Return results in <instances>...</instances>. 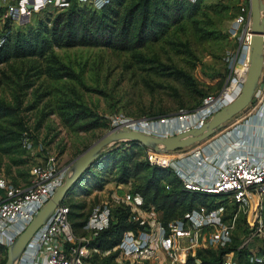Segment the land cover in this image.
I'll use <instances>...</instances> for the list:
<instances>
[{"label": "rangeland", "instance_id": "obj_1", "mask_svg": "<svg viewBox=\"0 0 264 264\" xmlns=\"http://www.w3.org/2000/svg\"><path fill=\"white\" fill-rule=\"evenodd\" d=\"M133 1L113 0L110 5L124 13ZM182 1L190 5L179 14L172 6L165 35L150 33L138 44L132 38L139 30L140 12L131 21L132 34L126 41L82 45L59 44L53 39L51 29L67 9L47 8L18 19H0V46L6 41L11 45L7 46L10 55L0 58V140L8 138V142L0 141L1 170L9 169L18 176L49 153L72 165L86 147L112 128L116 115L169 112L197 103L204 97L203 91L217 93L231 72V57L238 49L243 27L235 24L234 17L243 0ZM197 1L201 9L191 15ZM81 5L95 12L109 7ZM47 39L49 46L43 48ZM257 98L217 135L225 133L232 121L244 122L253 114ZM25 126L33 143L21 150L17 136ZM144 146L130 140L107 145L72 187L66 198L79 233H89L85 223L94 208L107 203L112 215L117 206L128 204L124 193L138 194V186L151 175L158 176L161 183L173 179L167 170L148 162ZM141 198L143 202L134 210L147 220L161 219L164 212L157 203ZM207 198L211 200V196ZM152 207L155 218L149 215ZM184 208L178 206L173 216L185 217L188 210ZM212 235L210 231L207 237ZM213 238L210 240H216ZM110 256L117 264L125 258L118 245L95 247V261L102 263ZM130 260L137 264L167 262L154 253H141Z\"/></svg>", "mask_w": 264, "mask_h": 264}, {"label": "built area", "instance_id": "obj_2", "mask_svg": "<svg viewBox=\"0 0 264 264\" xmlns=\"http://www.w3.org/2000/svg\"><path fill=\"white\" fill-rule=\"evenodd\" d=\"M111 1L0 0V19H18L47 8L60 11L84 3L102 6ZM240 5L234 21L243 31L231 57V72L217 93H210L194 108H181L168 115H116L112 127L128 125L169 136L201 126L216 110L231 103L242 92L249 69L251 8L247 0ZM256 97L254 113L244 122L232 121L223 134L217 135L218 129L207 141L170 151L147 147L151 164L178 176L184 188L204 193L206 202L194 206L185 217L171 221L167 227L155 219L147 220L140 230L127 231L120 244L126 259L154 253L167 260L165 264H196L189 260L195 249L209 248L217 252L225 249L217 254L220 258L214 264H264V71ZM23 137L24 146L31 147L33 142L26 131ZM70 167L71 164H63L56 154L49 153L31 166L28 180L18 184L0 170V247L8 248L24 231L65 182ZM123 198L135 207L143 202L141 195L133 191L125 192ZM72 213V206L65 199L28 240L15 264H92L93 239L110 223V207L106 203L93 209L85 223L87 234L77 231ZM149 215L157 216L154 207ZM131 219L145 218L134 210ZM210 231L213 235L207 237ZM212 237L216 240L211 241ZM1 255L4 254L0 252V264Z\"/></svg>", "mask_w": 264, "mask_h": 264}, {"label": "trees", "instance_id": "obj_3", "mask_svg": "<svg viewBox=\"0 0 264 264\" xmlns=\"http://www.w3.org/2000/svg\"><path fill=\"white\" fill-rule=\"evenodd\" d=\"M112 2L113 0L108 4H105L109 5V7L106 6L102 12L86 10L83 8L84 5H73L67 9L68 11L61 12L51 29L54 41L59 44L63 43L68 45L97 44L99 42H118L122 40L126 41L130 36L129 34H132L129 29L131 21L135 14L140 12L141 17L139 30L132 38V42L135 44L142 43L144 38L150 33H153L155 36L158 35L159 31L161 36L167 33L168 28L166 27V23L171 17L172 6L175 7L174 11L179 14L182 12L183 8L187 7V4L190 5V3L184 4L182 0H135L125 7L126 9L124 13H122L119 9L110 5ZM164 6L167 8L165 9ZM108 8H110L111 11H108ZM200 9V3L198 1L195 2L191 7V15L198 13ZM37 38L38 34L35 36V39ZM45 42L48 44H43V48L49 46V40L47 39ZM19 43L20 42L18 41L14 50H17ZM9 45V42L6 41L4 45L0 46V58L8 57L10 55L9 49L7 48ZM211 75H214V73L212 72ZM202 94L204 95L203 98L208 95L206 91H203ZM203 98L195 104L187 107L182 106L181 108H194L201 103ZM179 109L171 110L169 112H151L145 114V116L168 115L169 113L175 112ZM142 116L144 115H137V117ZM25 131L28 136H31L27 126L21 128L18 133L16 143L21 150H25L27 148L23 144ZM7 139L8 138H5L0 141L8 142ZM130 142L134 143L133 141ZM144 147L147 150V147ZM26 160L27 159L24 161ZM1 169L2 165H0V170ZM7 172L5 171V173L17 184L22 182V180H28L29 168L19 172L18 176L21 177V179H19L17 175H13L11 170L8 169ZM167 172L173 176V179L170 180V182L161 183L158 176L151 175L146 181H144L143 184L139 185L137 189L139 194L146 198V201H149L150 199L154 200L157 203V206L163 210L164 214L160 217V221L166 227L169 226L171 221L180 218L179 214L173 216L178 206H184L186 208H184V210L190 211L194 206H200L199 199H205L204 193L193 190L190 191L184 188L178 176H175L169 170H167ZM203 203H205V201H203ZM134 209H136L135 206L130 203L117 206L114 209V213L112 214L108 226L99 231L93 239L95 247L98 248L99 245V247L109 248V246L118 245V249L121 252L120 244L122 242L123 235L129 230L137 231L142 229L144 223L147 221V219H131V213ZM178 213L181 214L182 212ZM224 251L225 249H220L217 252L211 251L209 248H197L195 249L194 254L189 257V260H191V262H195L196 264H214L215 260L220 258L217 254L221 255ZM0 252L4 254L1 260L3 264L7 256V248L5 246L0 247ZM208 254L210 255L208 256ZM113 256L105 258L102 263L95 261V257H93L92 264H117L112 260ZM132 263L133 262L131 260L124 258L121 264Z\"/></svg>", "mask_w": 264, "mask_h": 264}, {"label": "water", "instance_id": "obj_4", "mask_svg": "<svg viewBox=\"0 0 264 264\" xmlns=\"http://www.w3.org/2000/svg\"><path fill=\"white\" fill-rule=\"evenodd\" d=\"M251 8V43L248 73L242 86V92L231 103L216 110L211 118L199 127L190 130L162 136L150 132H144L137 128L114 126L102 134L81 152L72 163L69 172L65 176V182L57 187L48 202L42 206L29 221L30 223L22 233L7 248V256L3 264H15L21 255L28 240L45 224L47 218L54 209L65 200L72 187L80 179L81 175L99 157L102 150L109 144L130 140L152 147L158 151H170V149L191 146L211 137L218 129L223 127L232 118L238 116L253 102L257 87L264 71V0H249Z\"/></svg>", "mask_w": 264, "mask_h": 264}]
</instances>
